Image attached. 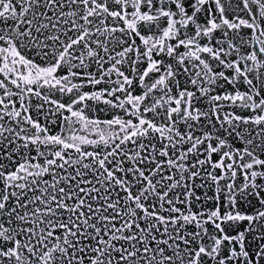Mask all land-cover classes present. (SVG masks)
<instances>
[{
  "label": "snow or ice",
  "instance_id": "snow-or-ice-1",
  "mask_svg": "<svg viewBox=\"0 0 264 264\" xmlns=\"http://www.w3.org/2000/svg\"><path fill=\"white\" fill-rule=\"evenodd\" d=\"M0 264H264V0H0Z\"/></svg>",
  "mask_w": 264,
  "mask_h": 264
}]
</instances>
